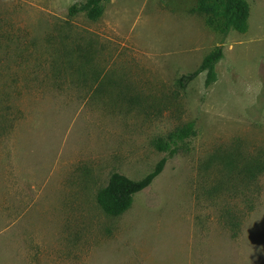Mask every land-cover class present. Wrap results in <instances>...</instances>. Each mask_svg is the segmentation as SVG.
<instances>
[{
    "label": "rangeland",
    "instance_id": "1",
    "mask_svg": "<svg viewBox=\"0 0 264 264\" xmlns=\"http://www.w3.org/2000/svg\"><path fill=\"white\" fill-rule=\"evenodd\" d=\"M84 1L0 0V264H264V0L223 40L197 0ZM219 45L216 81L179 88Z\"/></svg>",
    "mask_w": 264,
    "mask_h": 264
},
{
    "label": "trees",
    "instance_id": "2",
    "mask_svg": "<svg viewBox=\"0 0 264 264\" xmlns=\"http://www.w3.org/2000/svg\"><path fill=\"white\" fill-rule=\"evenodd\" d=\"M106 0H85L74 3L68 8V16L74 17L84 14L89 20L98 19L103 13V3ZM196 12L205 15V23L219 31L222 40L234 31L243 34L248 29L249 5L245 0H197ZM222 46L211 50L202 60L199 67L188 74H183L178 79V86L185 89L199 74L205 72V86H210L216 81L215 65L222 59ZM181 137L193 134L192 131H182ZM156 149L167 152L172 157L176 148L170 144L157 141ZM168 157L161 158L154 169L140 180H131L123 174L114 172L102 188L96 201L102 211L111 217H117L129 209L133 196L150 186L152 181L162 172Z\"/></svg>",
    "mask_w": 264,
    "mask_h": 264
}]
</instances>
